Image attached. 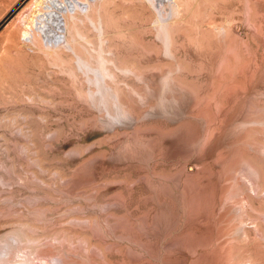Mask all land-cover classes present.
Segmentation results:
<instances>
[{"label":"rangeland","instance_id":"1","mask_svg":"<svg viewBox=\"0 0 264 264\" xmlns=\"http://www.w3.org/2000/svg\"><path fill=\"white\" fill-rule=\"evenodd\" d=\"M83 1L0 0V257L94 245L110 264H264L252 229L215 240L227 202L249 212L215 203L232 146L248 147L242 118L264 102V0ZM235 179L253 182L243 167Z\"/></svg>","mask_w":264,"mask_h":264},{"label":"bare ground","instance_id":"2","mask_svg":"<svg viewBox=\"0 0 264 264\" xmlns=\"http://www.w3.org/2000/svg\"><path fill=\"white\" fill-rule=\"evenodd\" d=\"M154 0H151L153 2ZM86 6H89L90 1L85 0L83 1ZM74 10V9H73ZM75 12H67L66 14H62V20L64 21V26L65 29H71L74 27L75 21L72 20L71 22H67L65 18H76L75 17ZM65 17V18H64ZM69 19V20H71ZM68 20V21H69ZM236 29V28H235ZM78 32L73 34L72 36L74 37ZM70 43V44H69ZM68 45L70 48L73 50L75 57L77 59V62L79 63H89L90 59L92 58V55L90 52H88V49L86 47H83L84 52H79L75 50V42H69ZM102 70L107 72V68L102 67ZM172 81L173 79H169L167 82V86L170 88L172 87ZM198 92V91H197ZM93 93V91H92ZM113 96L119 100H121L120 94L116 91L113 93ZM173 100H175L176 104L178 105L179 103H183V98L180 93H174L173 95ZM100 97L105 98L104 95L100 94ZM165 106H168V102H165ZM254 107L252 108L253 110L251 111V114L245 115L242 118L241 125H239V129H237V133L240 135L239 138L243 137V140L241 144H246L245 147L243 146V150L245 153H240V144L236 146H232L231 149L232 155L228 156L227 163H229V169L227 172L231 174L229 177L226 175V179L224 180V184L222 185V189L220 191V196L219 200L215 203V207L217 208L220 204L221 199H233L234 202H239L242 201L249 212L240 210L239 213L236 212L233 206V202H227L225 205L226 207V212L227 214H231L235 212V218L232 219V216L226 215V219L223 218L224 220H227L230 223V227H228L226 230L220 226L216 233H215V240L218 244V246L221 244L219 238H226L230 239L231 237L235 238H243L246 239L247 241L250 239V230L252 229L253 232L259 236L263 242H264V233L262 232L263 229L262 227V221H264V203L260 204L259 207L255 206L254 204V195H252L249 191L254 190L255 192H259L262 194L264 192V102L263 103H258L254 104ZM257 133V134H256ZM258 133L261 135H258ZM256 134V135H255ZM169 139V138H168ZM251 141L257 145L258 149L251 150L252 147H249V144ZM172 147H174V143L172 141H168ZM248 144V145H247ZM254 149V148H253ZM235 151V152H234ZM243 167L245 170H247L251 175L253 176V182L248 186V188H242L241 185L236 181V175L238 171ZM236 173V175H235ZM227 181V182H226ZM264 198V197H263ZM254 210H260L259 213L254 217L251 218L252 213ZM204 213V212H202ZM209 214L208 212H206ZM203 215V214H201ZM222 220V218H221ZM250 220L253 223V226L249 227L245 225V221ZM154 221V220H153ZM150 221L151 223L148 224V229L152 228L154 229V222ZM222 221V222H223ZM157 223V222H155ZM155 230V229H154ZM145 231V230H142ZM146 232V231H145ZM143 233V232H142ZM145 235V233H143ZM155 237V236H153ZM152 237V238H153ZM225 239V240H226ZM85 241H87L86 238H84ZM221 240V239H220ZM155 242V241H154ZM86 243V242H85ZM264 244V243H263ZM87 245V243H86ZM148 245V244H147ZM88 246V245H87ZM94 246V245H93ZM92 246V247H93ZM165 246L170 247L173 246L171 243V240H166ZM202 246H206V242L202 243H193L191 250L194 252V254H203L206 249ZM93 252H96L97 254H84L83 257L80 255L78 256L77 254H17L14 256L13 254H6L5 257H0V264H37L39 260V264H97L93 261H91L92 256H99L102 258L101 261L103 263L98 262V264H110L109 259L107 257L106 251L103 247L95 246V248H92ZM108 249V247H105ZM145 250V249H144ZM201 250V251H200ZM226 252L224 254H231L230 253V248H226ZM48 251V250H47ZM49 252V251H48ZM42 253V252H41ZM193 254V253H192ZM13 257H17L16 259ZM37 261L35 258H38ZM82 259H87L89 263H82L79 260V258ZM239 262V263H238ZM236 263L238 264H249V259L248 260H239Z\"/></svg>","mask_w":264,"mask_h":264}]
</instances>
